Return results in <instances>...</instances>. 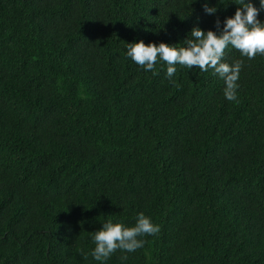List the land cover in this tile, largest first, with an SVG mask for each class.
<instances>
[{"label":"trees","instance_id":"obj_1","mask_svg":"<svg viewBox=\"0 0 264 264\" xmlns=\"http://www.w3.org/2000/svg\"><path fill=\"white\" fill-rule=\"evenodd\" d=\"M205 2L0 0V264H100L91 233L140 212L159 232L106 264H264V55L225 50L236 101L212 69L126 56L239 7Z\"/></svg>","mask_w":264,"mask_h":264},{"label":"clouds","instance_id":"obj_2","mask_svg":"<svg viewBox=\"0 0 264 264\" xmlns=\"http://www.w3.org/2000/svg\"><path fill=\"white\" fill-rule=\"evenodd\" d=\"M221 3V0H219ZM239 5L234 16L227 17L222 22L218 19L217 26L222 23L220 31L202 29L198 24L191 29L188 37L179 44L166 42L145 43L143 40L127 43L126 56L139 65L144 71H152L154 75L156 64L166 62V76L172 80L177 72V65L189 70L196 66L202 72L212 69L224 81V97L228 101L237 100V81L240 77L242 60H235L231 64L224 61L225 50L229 47L240 52L241 57L249 60L264 55V22L258 17L264 11V0H258L259 7L253 0H238ZM206 14H215L217 6L204 4ZM159 225L154 224L150 216L138 213L133 226L109 219L103 227L91 233V240L95 247L91 256L100 264H106L108 258L117 250L135 252L144 246L143 236H154L159 232ZM127 260V256H122Z\"/></svg>","mask_w":264,"mask_h":264}]
</instances>
